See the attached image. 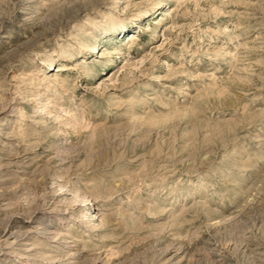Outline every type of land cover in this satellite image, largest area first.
Listing matches in <instances>:
<instances>
[{"label":"rangeland","instance_id":"rangeland-1","mask_svg":"<svg viewBox=\"0 0 264 264\" xmlns=\"http://www.w3.org/2000/svg\"><path fill=\"white\" fill-rule=\"evenodd\" d=\"M0 264H264V0H0Z\"/></svg>","mask_w":264,"mask_h":264},{"label":"bare ground","instance_id":"bare-ground-1","mask_svg":"<svg viewBox=\"0 0 264 264\" xmlns=\"http://www.w3.org/2000/svg\"><path fill=\"white\" fill-rule=\"evenodd\" d=\"M95 50V49H94Z\"/></svg>","mask_w":264,"mask_h":264}]
</instances>
